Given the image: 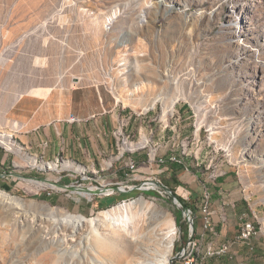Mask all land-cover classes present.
<instances>
[{
  "label": "rangeland",
  "instance_id": "1",
  "mask_svg": "<svg viewBox=\"0 0 264 264\" xmlns=\"http://www.w3.org/2000/svg\"><path fill=\"white\" fill-rule=\"evenodd\" d=\"M76 86L98 98L100 90L107 106L120 96L117 108L132 114L126 126H113L117 138L108 135L112 158L125 152L155 163L161 154L165 163L174 156L185 164L192 154L190 169L176 171L182 185L174 192L192 203L202 234L205 194L211 200L220 186L234 228L228 240L244 220L255 223L250 243L239 240L222 257H209L211 247L202 259L206 246L199 256L196 240V264H264V0H0V264H39L48 253L59 264H156L172 242L171 258L185 240L188 217L169 192H118L126 199L98 209V196L50 182L115 184L120 172H108L110 153L104 169L74 166L61 154L46 160L23 142V124L7 115L25 92L47 96L55 87ZM157 93L177 100L171 111L164 113L163 101L143 108ZM171 175L164 173L163 183ZM192 190H199L198 204ZM131 200L129 226L103 220L114 207H121L116 216L127 217L123 204ZM64 213L91 221L66 227L59 220ZM93 226L106 238L87 243Z\"/></svg>",
  "mask_w": 264,
  "mask_h": 264
},
{
  "label": "crops",
  "instance_id": "2",
  "mask_svg": "<svg viewBox=\"0 0 264 264\" xmlns=\"http://www.w3.org/2000/svg\"><path fill=\"white\" fill-rule=\"evenodd\" d=\"M117 101L120 100H116L115 106H107V101L103 98L100 90L98 98L93 91L87 90L83 86L55 87L47 96L25 92L10 107L7 115L10 119L19 120L23 124V128L20 129L24 134L23 142L32 149L34 155L41 154V157L46 160H55L61 154L69 159L74 166H100L99 169H104V166L100 164L110 153L109 157L114 160H111L108 165V172L111 174L114 173L113 171H119V176H121L129 161L135 157L126 156L124 152L123 158H112L115 150L106 148L109 145L113 146L108 136L110 132H113L114 137L117 138L113 126H122V123L126 126L128 119L132 117L131 113L123 112L117 108L119 103ZM72 117H75L76 120L71 121ZM99 145H102L103 149H100ZM35 147L37 149L33 151ZM190 157H192L191 153L185 158L184 165L187 170L190 169ZM134 160L137 161L138 168H141L145 163H152L146 157ZM56 164L58 165V163ZM171 166L168 165V169ZM171 170L172 168H170ZM228 174L229 172L226 174L227 178L230 177ZM224 188L225 186H220L218 191L212 193L214 226L206 235L202 234L204 227L202 228L201 221L194 236L199 242V256L202 246H206L202 259L208 256L207 251L214 246V243L228 240L234 232L233 225L231 226V222L226 221L225 217L229 209L227 207L229 202L222 199V196H226L223 193ZM190 193L193 194V201L195 200L198 204L199 190H192ZM217 200H219L218 204ZM209 254L212 255L211 252ZM209 257L218 258L219 256Z\"/></svg>",
  "mask_w": 264,
  "mask_h": 264
},
{
  "label": "built area",
  "instance_id": "3",
  "mask_svg": "<svg viewBox=\"0 0 264 264\" xmlns=\"http://www.w3.org/2000/svg\"><path fill=\"white\" fill-rule=\"evenodd\" d=\"M71 121H75L76 118H70ZM125 124L122 123L121 127H124ZM201 129V127H199ZM185 151V150H182ZM151 152H156L151 149ZM157 165V168H154V165ZM201 164V163H200ZM168 165L165 163V157L160 154V159L157 160L155 163H145V165L141 166V168H131L130 164H127L125 170L122 172L121 176H119V180L115 182L108 181L103 179L102 181L97 182H90V181H82V180H74L73 178L67 177L68 179L72 180L69 185L74 186H81V187H88L92 190L96 189H106L107 194L99 195L91 193V197L98 196L104 197L109 196L115 193H118L113 189V186H118L124 191H132L136 189H146L156 191L162 188L160 186L162 181V175L168 171ZM60 178H63L61 175L56 181H59ZM141 182V183H138ZM139 186V187H138ZM78 193H81L78 191ZM190 193V192H189ZM82 194V193H81ZM83 195V194H82ZM90 197V198H91ZM189 198V196H188ZM187 199V197H186ZM207 218H205L206 222V232H209L211 227L214 226V219L212 215V201L207 200ZM189 218L193 220L192 214L188 216V223L190 226L189 236L186 241L182 242V246L178 248L179 251V258H185V264H190L192 261V252H191V240L195 236L192 232L193 228L189 221ZM258 230L255 223L252 220H244L243 221V230H239L238 236L234 240H225L221 242L214 243L213 250L214 256H224L229 254L232 251V247L234 243L237 241H243L250 243V240L257 235ZM194 234V235H193Z\"/></svg>",
  "mask_w": 264,
  "mask_h": 264
},
{
  "label": "bare ground",
  "instance_id": "4",
  "mask_svg": "<svg viewBox=\"0 0 264 264\" xmlns=\"http://www.w3.org/2000/svg\"><path fill=\"white\" fill-rule=\"evenodd\" d=\"M130 94H132V93H130ZM119 97L117 96V98L119 100H121L122 97H120L121 99ZM160 101H163V103H164V113L171 111L173 109L174 104L177 102L176 99L167 101L165 99V97L162 96V93H157V94L153 95V97H151L150 100H148L147 102H144L142 105H143V108L145 110H149L150 108H153L157 102H160ZM6 133L11 134L10 132H5V134ZM169 158H170V160L175 161V162H180V163L183 162L181 159H178L174 156H171ZM128 164H130L131 168H138V163L134 159L130 160ZM32 180H36V179H32ZM50 185L53 187H59L56 183H53V182H50ZM80 192L83 195L91 196V192H89V191L80 190ZM0 194L1 195L4 194L2 190H0ZM205 199L209 200L208 192H206L205 198L203 200L205 202L204 209L207 212V209H206L207 201H205ZM210 199H211V197H210ZM132 203H133V201L131 200V202H127L126 204H123L124 211L127 212V217L120 218L119 216H116L117 212L119 211V209L121 207L120 208L114 207L112 209L105 211V213H104L105 218L103 220L106 221L107 223H112L116 226H121V227L129 226L130 222H129V218H128V205L131 206ZM206 218H207V215H206ZM59 220L63 226H66V227L71 226V227L77 228V227H80L85 221H89L90 219L83 220V218L81 219V216H74V215L64 213V215H62V217L59 218ZM164 220L166 221L167 227L173 226V217L171 215V212L165 211ZM193 221L195 222L194 218H193ZM204 226L206 228V222H205ZM240 230H243V223H242V228ZM114 233H115V235L117 234V232H114ZM162 233H164V231ZM65 237H67V239H65V240H68V235L66 233H65ZM92 237H94V238L96 237V239L99 238L101 240L106 238V237H104V235L101 232L100 233L98 232V227H95V226H93V228L90 230V232L86 238L87 243H89V241L92 239ZM58 241H59V239L55 243H53L52 246L56 245ZM45 244L48 247V242L46 240H45ZM59 245H61V243ZM1 248L3 249L2 245H0V249ZM43 248H44V245H43ZM172 249H173V243L170 242L168 244V254L163 255L162 258L156 264H169V262H171V260H172L171 264H185V258H179V251L175 255L171 256V258H170L169 254L172 251ZM196 249H197V241L193 237L191 240V252H192V261L193 262H191L190 264H196V261H197ZM213 254H214V251H213ZM59 262H60V258L58 256H55V255L48 253L47 257L45 256L43 259H40L39 264H59ZM148 263H150V262H148Z\"/></svg>",
  "mask_w": 264,
  "mask_h": 264
},
{
  "label": "trees",
  "instance_id": "5",
  "mask_svg": "<svg viewBox=\"0 0 264 264\" xmlns=\"http://www.w3.org/2000/svg\"><path fill=\"white\" fill-rule=\"evenodd\" d=\"M167 161H168L167 164H169L170 166L172 165L170 167V168H172V170H171L172 180H165L164 184L169 186L174 192L175 191L174 186L182 185V182L178 178V175H177L176 171L179 169L178 168L179 166H183L185 168V165L182 164V163L171 162L170 159H168V158H167ZM170 168L168 169V171H170ZM219 178L220 179H224V177H219ZM1 186H2V188H4L5 190H8V191L11 190V188H12L11 184H9V183H3ZM48 197H49L48 199L52 203H55V200L52 197H50V196H48ZM110 197L114 198L113 201L110 202V203H106L105 200L107 198H110ZM126 197H127V194H125V193H122V194L115 193V194H112V195H109V196L96 197L95 198V203L96 204L94 206L96 208H98V209H101V208H104V207H110V206H112V205H114L116 203H119L121 200L126 199ZM179 197L181 199H183L186 202V204L194 211V206L192 205V203H190L189 201L185 200L181 196H179ZM181 216H182V213L180 212L179 215H178V222H180L181 226L183 227L182 222H181ZM194 227H195V235H196V230H197L196 222H194ZM185 228H186V231L184 230L185 231V240L184 241H186L188 239V236H189L190 226H189L188 221L185 224ZM176 247H178V246H176Z\"/></svg>",
  "mask_w": 264,
  "mask_h": 264
},
{
  "label": "water",
  "instance_id": "6",
  "mask_svg": "<svg viewBox=\"0 0 264 264\" xmlns=\"http://www.w3.org/2000/svg\"><path fill=\"white\" fill-rule=\"evenodd\" d=\"M40 179H43V178H40ZM54 183H56L57 185H59V186H61V187H62V186H63V187H66L67 189H70V190H72V191L86 190V191H89V192H91V193L99 194V195H105V194H107L105 188H103V189L92 190V189H90V188H88V187L74 186V185H69V184H61V183H58V182H54ZM160 186L163 187L167 192H169V193L173 196V198H174V200H175V203H177L179 206L183 207V213H184L185 215H187V217L190 216V215L192 214L193 210H192V209L186 204V202H185L183 199H181V198L178 196L177 193L173 192V190H172L169 186L165 185L164 183H161ZM138 187H139V186H138ZM113 189H114L115 191H117V192H126V191H124L123 189H121V188L118 187V186H113ZM132 191H133V190H132ZM128 192H131V191H128ZM189 221H190V223H191V225H192V228H193L192 232L195 234L194 221H193L192 219H190V218H189ZM194 234H193V235H194Z\"/></svg>",
  "mask_w": 264,
  "mask_h": 264
}]
</instances>
